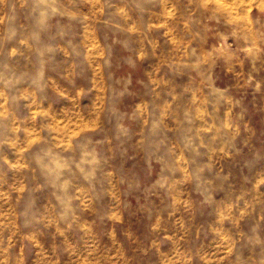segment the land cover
I'll list each match as a JSON object with an SVG mask.
<instances>
[{"label":"rangeland","instance_id":"374dc122","mask_svg":"<svg viewBox=\"0 0 264 264\" xmlns=\"http://www.w3.org/2000/svg\"><path fill=\"white\" fill-rule=\"evenodd\" d=\"M0 264H264V0H0Z\"/></svg>","mask_w":264,"mask_h":264}]
</instances>
